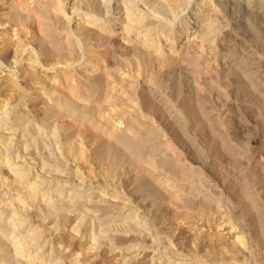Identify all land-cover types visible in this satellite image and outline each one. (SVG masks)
<instances>
[{
  "label": "rangeland",
  "instance_id": "rangeland-1",
  "mask_svg": "<svg viewBox=\"0 0 264 264\" xmlns=\"http://www.w3.org/2000/svg\"><path fill=\"white\" fill-rule=\"evenodd\" d=\"M16 1L15 0H0V48L1 47L3 48V49L1 48L3 51L0 49L1 51L0 52V85H1L0 86V100H1L0 106H3L4 108V109L0 108L2 109L0 110V123H1L0 124V134H1L0 135V139H1L0 140V152H1L0 158L2 155H3L2 156L3 158H10L12 156H15L19 150L18 143L20 142V140L22 139L25 133L27 134V133H31L34 131H40V132L45 131V133L49 132L46 136L47 140L45 142V146H44L45 148H43L45 150L42 151L43 152L41 156L42 158L41 157L32 158V159L28 158L29 160H27V163L30 164L31 162L30 165H33V168L35 169H39L40 166H43V165L47 167L50 166L49 168H51L52 171L56 174V175L54 174L56 179L59 178L58 181H61L62 187L64 185L63 189H65V192L68 191L67 192L68 194L73 191L71 195H74L76 197L78 196L77 198H75V200H78V201L80 200V202H78L76 205L73 202H67V201L63 202V206L62 205L55 206V204L50 201L49 202L46 201V202H43L37 205V209L35 213L36 217L35 219H33V221L37 220V222L40 221L39 223L43 222L47 228L51 227L50 230H52L53 234L56 235L57 237L59 236L58 238L66 242V244L68 245L66 249L67 251L65 250L61 251L58 257L56 256L53 257V255L52 257H50V249L48 247L45 253V255H47V259L48 257L49 259L51 258L50 260H53L52 258H57V260H59L61 264H76L74 262L73 257L76 255V253L77 254L79 253L81 256L79 257L83 259V260L80 259L82 261H80L79 264H123V263L124 264H264V256L262 252L263 247L259 246V244L255 243L249 237L245 223L242 222L241 219L239 220L238 218L241 213L240 208L242 204L241 203L242 196L239 197L241 194H239L240 188L237 185L238 182L246 178V176L249 179V181L250 179L254 181L252 174H254L255 176H258V175L261 176V174H263L261 172L264 170V164H260L256 161L260 159L264 163V112H263L264 111V78H263V89L261 93V95L262 94L263 95L260 97V99L262 98L261 101L263 103L262 114L258 120V123L254 125H244L242 123H239V117H238V115L240 116L239 110L241 106L243 105V95H241L242 94L241 89L242 90L245 89V82L241 81V78L239 77L237 71H235L233 68H232L233 69L232 71H228L229 77H226V79L224 78L226 81L223 78L222 79L218 78V80H215L213 85L214 87L215 86L216 87L214 91L212 92L213 94L212 96L204 92L205 91V84H203L204 81H202L201 78L198 79V76L196 77L195 71L192 73L189 72L188 76H185V73H183L184 74L183 76L184 87L182 84L181 85L182 87L180 88L179 92H180V99L183 101V105L185 106L184 112L186 113V108L188 110L187 106L189 104V106L191 105L189 109H193V111L198 113V105L200 104V101H202L201 98H204L202 95H205L207 97L209 96L208 99L211 98V100H215L214 102L212 101V103L217 105L215 107L217 109L214 110V114L212 115L213 117H215L217 123L213 127L209 126L206 123L200 124L201 126L197 125L194 127L193 124L188 123L185 120L187 129L185 128L184 135L180 133L178 130H175V131L169 130V127L167 128L166 125L161 124L157 117L154 118L155 114L145 113L144 110L139 107L138 98L135 97L134 98L135 102L132 103V106L134 107V109L131 108L132 110L131 109L129 110V108L128 109L126 108L129 115L127 114L126 111L124 112L121 111L122 113L120 112L119 113L120 115L118 114L114 115L115 117L117 116L116 118L117 120L114 117L113 121H115L116 123L113 121L111 122L112 131L116 132L117 130L118 131L117 133L123 135L124 137L127 136L126 137L127 139L128 137L131 138L132 135L128 131V127L132 125L131 123L136 121L135 116H137L138 118L137 121H139L141 116H143L142 113L144 115L146 114L145 116L148 118L150 117L152 119L153 117L154 123L153 124L151 123V124H152V128L156 127L155 128L156 130L154 129L153 131H151L153 135H151L150 133L151 138L153 137V139H150V136H149V143L152 142L153 145L152 144L149 145V143L147 142L148 140H147L140 147L141 152L144 155H147L149 153L151 154L152 152L154 158H146V160L152 159L154 163L157 162L156 164H158V162L160 164L162 157H164V155H167L166 158H169V160L173 161L175 165L177 166V168L179 167L181 168V170L178 169V173L174 174L173 176L169 174L168 176L167 173H163L164 171L162 172L163 169L161 171L159 170L161 166H157L152 169H149L147 167L148 166L147 164H144L143 167L139 166V164H136L137 162H135L136 161L134 160L135 158L132 159L131 156L124 153V151L122 153H119L120 156H118V158H115L117 160H113L114 158L108 155L110 152L114 151V146L110 142H105L106 145H103L100 149L101 144L99 142L97 144L96 143L97 140L96 141H94L93 139L90 141L89 140L87 141L85 139L83 140L81 139V137L79 136L77 137V135L72 133V131H69L70 133L68 131H65L66 132L65 133L59 130L57 119L48 117L50 114L46 113L43 108L42 110L40 108V111H38L39 105L40 107L42 106L41 103L38 104L37 108L33 107L31 103V97L29 98V96H31L30 92H28L27 96L21 100L10 101L9 99H7V101L9 100L7 103L5 96L7 95L8 97L9 90L7 86L8 83L6 82V80L10 78L12 80H17V82L20 83L19 81L20 76H21L20 74L22 73L21 67H32V65L37 64V63L34 64L33 61L31 62V58L29 57L33 51H34L33 53L35 54L36 58H38L39 56L36 50V46H33V45L28 46V43L27 44L25 43L26 52L24 51L23 56L20 55L19 57L18 56L13 57L14 56L13 55L12 57H9V60H7L4 56L5 43L7 44L12 41L15 43V42H19L20 40L22 41L26 40L27 42V39H29L28 34H25V32H22L21 34L19 27L18 26L13 27V25L10 22L11 17H13V15L21 13V11L19 10V7L16 6V3H15ZM46 1L47 3L50 2V0H46ZM55 1L56 2L60 1L59 3L63 5V9L61 10L62 12L60 11L61 19L62 20L64 19L63 21L67 27L68 32L71 34L73 33V35L76 36L77 35L76 33L79 30L78 29L79 26H77L78 25L77 21H80L78 20L79 17L83 16L84 14L82 13L80 16L79 15L75 16L73 20L69 19L70 18L69 16L74 14V12H78V13L82 12V10L84 12L85 11L87 12L88 10L90 11L92 10V8L90 9V6L92 5L91 3H95L94 5H96V2H99V1L101 2L104 0H87V1L80 0L81 4H78L79 0L78 1L76 0H65V1L64 0H51L50 3L52 4L53 7L56 6ZM105 1H108V0H105ZM141 1L140 0H128V2L126 1L125 3H127V5L129 3V6L133 5L134 6L132 8L133 11L136 12V9H137L136 14H141V15L147 14V13L150 14L149 12H151V10L144 3L145 0H141ZM191 1H194V0H191ZM195 1L194 3H197V1L199 0H195ZM212 1L217 11L219 10L218 11V23L220 24L221 32H223V35H224L221 41L216 42L217 44L216 47H219L220 52H217L216 56H212L211 58L212 62L214 59V62H216L218 65L221 64L220 66H224V65L227 66L228 64V66L233 65L234 68L235 67L245 68L246 64L249 65V63H251L252 61L251 56H254V57L256 56L255 59H258L259 61H261V64L264 68V53H263L264 51L263 50L264 49V30H263L264 29V18L261 17L260 14L256 12L258 11L257 9H259L258 6H256L257 5L255 2L256 0H212ZM30 2H32V0H30ZM122 2L123 1H121L118 4H121ZM115 3L117 4V2ZM77 5L79 7L81 6L80 8L82 9L80 8L78 9ZM191 5L192 4H190L189 6ZM52 6L51 8H53ZM74 6H76L75 7L76 9L74 8ZM55 8H58V7L56 6ZM55 8L53 9L56 10ZM87 8L88 10H86ZM189 8L190 7L187 8L188 10L187 9L185 10V13H184L185 15L188 14V11H191L194 9V7L191 10H189ZM71 9L72 10L74 9L75 11L73 10L74 12L71 13ZM197 13L199 14V12ZM197 13L192 12L191 15H198ZM151 14H154V13L152 12ZM154 16H158V14L156 15L154 14ZM178 18H176L175 20L172 19L171 20L172 23H171L169 22L170 20H168L169 18L167 19L165 17L164 22L167 19L168 22L166 21L167 23L166 22L165 23L166 24L169 23L170 25L168 26L170 27H171V24L172 26L174 25L173 28L176 29V28H179V26L181 27V25L184 24L182 22H185L187 19L186 17H185L186 19H184V17L179 18V19ZM248 20L250 22H248ZM253 21L257 22V25L261 27L260 31L263 36L262 40L259 39L260 38L259 33L249 26V23H252ZM190 22H189L190 24H188L189 28L192 29L193 31L196 30V28L198 27V25L196 24V21L194 20ZM114 27L116 28V26ZM154 34H155L154 37H158V34L156 33ZM26 36H27V39H26ZM161 38H162L161 40L162 42L163 39L165 38L164 36H162ZM257 45H263V46H257ZM129 46L132 48L133 45L130 44ZM80 49H81L80 54L82 55V57L80 55V60L73 63L70 67H72L71 69L79 70L78 72H81L80 74H82L83 76L88 75L86 77H89V75H92V74L86 73L84 71L86 70V68H88L92 64L93 61L96 60V57L94 58L95 60L93 59V61L87 62L86 60H88V57L90 55L88 51V47L81 46ZM131 51L132 50L128 51L126 55L128 56L126 57V60L128 59V61L126 62L128 63L129 66L127 64L124 65L125 66L124 69L122 67L123 70L117 66L119 69V72L117 73L120 75L119 77L123 81H119V83L114 82L115 86H113L114 88L118 86L116 89L118 90L119 88V91H121L120 93L122 94V96L125 94L124 95L125 97H128L130 95L129 91L133 88L131 86L134 80L136 79L137 81H139L142 78L141 73L143 72L145 73L146 71L145 65L142 64L143 62L142 54L143 53L141 52L136 53L134 50H133L134 52L133 51L131 52ZM139 55L142 57H139ZM249 55L251 56L249 57ZM140 58H142L141 61H140ZM229 62H231V65ZM115 67L113 68L117 70V67L116 68ZM35 68H38L40 70L42 69V73L45 74L44 76H48V75L54 76L56 74L54 68L50 69V67L48 68V66H45V65L41 66L37 64ZM142 68H144L145 70ZM105 69H107V67H104L103 63H101V65L98 66V70L94 71L93 73L99 74L101 73V70L102 72L103 71L106 72L107 70ZM134 69L136 71V74L138 75H136L135 72H133ZM192 75L194 76L192 77ZM129 76H131L132 78H130ZM136 76L140 77V79L139 78L137 79ZM133 77L135 78L134 80H133ZM199 80H201V82ZM130 81L132 84L130 83ZM218 82L220 84H218ZM187 84H189V86ZM133 85H135V83ZM198 86H200L199 89H198ZM188 87L191 89H189ZM219 87L220 89H218ZM201 88H204V89H201ZM190 90L191 91L193 90V91L191 92ZM4 92L5 93L7 92V94H5ZM127 93H128V96H127ZM215 93H216V96H214ZM196 95H198V99ZM2 102H5L4 103L5 107ZM220 105H223V106L221 107ZM224 105L226 106L225 108L227 109V111L224 108ZM236 105L238 107H236ZM220 108L226 111L225 116L224 114L220 115L221 117L217 115L218 109ZM15 110L18 112H16ZM258 112L259 111H257V113ZM123 113L128 116L123 115ZM139 114L140 116H138ZM25 116L27 118H25ZM131 116H134V117L132 118ZM66 117L68 116H65V119H68ZM218 118H220L221 122H218L220 121ZM76 119L77 118H75V120ZM141 119H143V117ZM222 120L223 121L225 120V121L223 122ZM30 121L32 124L30 123ZM76 122L79 123L80 121L76 120ZM113 123L115 124L114 126L115 128L112 125ZM27 128L29 129L30 132L28 131ZM204 131L207 132L208 134L205 133ZM128 133L131 136H129ZM211 134L215 138L211 136ZM2 135H5V137H3ZM6 138L9 139V142ZM3 139H4V142L6 140L8 143H12V141H14L12 143L14 147L11 148L12 144H8L6 142L4 143ZM154 140H156V143L160 141L159 145H156L158 146L156 148L154 146V142H153ZM195 142H197L196 143L197 145L194 144ZM68 145L80 146L82 149H84L86 156L82 158V160L81 159L79 160L78 158H76L77 159L76 160L75 158H72L70 156L68 157L66 154V148L68 147ZM48 147L51 149H49ZM104 147L107 150H105ZM15 148H18V149H15ZM97 150L98 152H96ZM107 152L108 154H106ZM47 153H49V155ZM4 155H6V157ZM202 158H212L213 160L211 159V162H213L214 159L216 158L218 160L217 162H215V165H216L215 166L213 165L214 163L209 164L205 160L203 162ZM155 159L156 161H154ZM33 160H36V161H33ZM0 163L2 164V167L0 165V174L1 175L11 174L10 171H6L5 169L11 170L12 167L8 168L9 166H7L8 165L7 163L6 164L4 163V159H0ZM218 163L221 165V168L217 165ZM3 165L7 168H3L4 167ZM222 165L226 166V168L223 167ZM58 166L60 169L58 168ZM210 166H212L211 169H210ZM189 167H191V170ZM141 168H143L144 170L143 169L141 170ZM155 168L156 169L158 168L159 171L156 170ZM223 168L226 171H224ZM145 170H147V172ZM150 170L152 172L153 178L155 174H157V177H158V174L161 175L163 173L161 176L163 180L166 179L164 180L165 182L167 181L168 184H171L170 187L174 184H178L179 182L178 185L180 186L184 185V187L186 188L185 190L188 189L187 187L191 185L192 180H194V177H196L198 180L195 178L196 179L195 181L198 182V184L200 185L201 189H203V191L205 190L204 194L206 195L210 194L211 197H214V196L216 197V199L214 197V201L212 203L213 206L210 205L208 206L209 207L208 208L202 199L203 196H201V198L197 196H192V198H190L187 195L185 196L181 195V197L180 196L177 197L179 200L176 197L173 199V196H169L170 193L169 195H167L168 194L167 192L169 191L166 192L165 188L161 189L160 187L161 185H159L160 184L159 182L163 181L162 178H160L161 180H159V178L157 177L155 179H153L152 177L151 178L149 177V175L151 176ZM186 170L187 172L188 170H190L189 171L190 174H188L187 176H185L186 174L183 173V172L187 173ZM194 171H195V175H196V172L198 175L196 176L192 175L194 174L193 173ZM227 171L229 172L227 173ZM58 172H60L61 174ZM181 173L183 175H181ZM139 174H140V177H139ZM146 174L147 176H145ZM165 174L167 176H165ZM176 175L179 177H183V176L185 177L179 178ZM188 176L190 177L188 178ZM138 177L141 180H139ZM253 186L255 187L254 191H256L255 192L256 195L258 194L257 197L258 198L260 197L261 199L260 198L259 199L261 200V202H264L263 201L264 200V183L260 182L259 179L257 178V181H254ZM170 187L168 190H171ZM71 189L72 191H70ZM8 193L10 194H8L7 196L4 194L8 198V201H7L8 203L5 204L4 208L3 207L0 208V212L2 211V213H0L1 219L4 218L3 220L0 219L1 220L0 222L5 221V220L7 221V222L5 221L7 223V227L5 229L6 231L5 230L3 231L0 228V233H1L0 239L1 238L4 239V240L2 239L0 240V244H1L0 245V249H1L0 250V259H1L0 264H26V259L29 258L27 256L28 253L27 252L24 253L23 251H20V248H18L16 244L17 242L21 241V238L23 239L28 235V232L32 228V224L31 222H29V220H32V219L27 218L26 220L28 221L25 220L26 218L25 211L22 212V210H24L23 209L24 206L20 204L19 202L20 200L17 198L19 195L15 196L13 192L11 193V191H8ZM76 194H79L80 196ZM80 197L81 199H78ZM85 199L87 202L85 201ZM202 205H204L205 207ZM21 206L23 208H21ZM6 208H8L7 212L9 215L5 214V212L3 211ZM20 209L22 210L20 211ZM40 211L42 212L40 213ZM83 211H84V214H83ZM43 215H45L46 217ZM79 215L80 216L82 215L81 218ZM9 217L10 219H8ZM132 220L135 222H133ZM129 222L133 223L131 227L132 229H130L127 225ZM125 225H127V227H125ZM105 227L106 228L108 227L107 229L108 231L106 230ZM109 227L111 229H109ZM116 227L119 229H117ZM123 227H125L126 229L125 228L122 229ZM99 230L101 231L100 234H99ZM102 231L104 233H102ZM110 233H112L113 235H111ZM9 234L10 236L14 234L13 237H11L13 239L10 240ZM104 236H106V238ZM218 236L220 240L217 238ZM101 237L102 238L104 237V238L102 239ZM19 238L20 240L17 241ZM109 238H111L112 240ZM2 243L4 244L2 245ZM224 249H226L227 251ZM130 250L132 251L137 250V253L136 251L134 253ZM73 253H74V256H73ZM11 255L13 256V258L11 257ZM57 260H53L49 262H51L50 264H54V263L59 264ZM127 260H128V263H127Z\"/></svg>",
  "mask_w": 264,
  "mask_h": 264
},
{
  "label": "bare ground",
  "instance_id": "bare-ground-1",
  "mask_svg": "<svg viewBox=\"0 0 264 264\" xmlns=\"http://www.w3.org/2000/svg\"><path fill=\"white\" fill-rule=\"evenodd\" d=\"M45 1L46 0H32V2H30V0H17L15 2L16 6L19 7V10L21 11V13L15 14L16 13L15 12L14 13L15 15H13V17H11L10 22L13 25V27L14 26L19 27L21 34H22V32H25V34H28L29 39H27V36H26L27 42H26V40L22 41L19 39L20 40L19 42L14 43L12 41V42L7 43V44L5 43L4 56L7 60H9V57H12L13 55H14L13 57H16V56L19 57L20 55L23 56L24 51L26 50V44L28 43V46L29 45L36 46V50L39 54L38 58H36L35 54L33 53L34 51H33L32 54L29 56L31 58V62L33 61L34 64L37 63L38 65H41V66L42 65L48 66V68L50 67V69L54 68L56 74L54 76H49V75L44 76L45 74L42 73V69L41 70L38 69L39 67L35 68L37 64L32 65V67H21L22 73L20 74L21 75L20 80H19L20 83H18L17 80H12L10 78L8 80H6V82L8 83L7 86H8V90H9L8 97H7V95L5 96L6 101H7V99H9L10 101L21 100L27 96L28 92H30L31 96H29V98L31 97V103H32L33 107L37 108L38 104L41 103L42 106L40 107V105H39L38 111H40V108H41V110L43 108L46 113L50 114L48 117L57 119L59 130H61L63 132L72 131V133L77 135V137L78 136L81 137V139H83V140L84 139L87 141L88 140L90 141L92 139L94 141L97 140L96 143L98 144V142H99L101 144L100 149L103 145H106L105 142H110L114 146V151L110 150L112 152H110L109 154L107 152L106 154L113 157L114 158L113 160H117L115 158H118V156H120L119 153H122L124 151V153L131 156L132 159L135 158L134 160H136L135 162H137L136 164H139V166L143 167L144 164H147L148 165L147 167L149 169H152V168L157 167V166H161L160 167L161 169L159 168V170L161 171L163 169L162 172L164 171L163 173H167L168 176H169V174H171L173 176L174 174L178 173V169L181 170V168H179V167L177 168V166L175 165V163L173 161L169 160V158H166L167 155H164V157H162L160 164H159V162H158V164H156L157 162L154 163L152 159L146 160V158H154L152 152H151V154L149 153L147 155H144L140 150V147L143 145L144 142H146L148 140L147 142L149 143V136H150V139H153V137L151 138V135H153V133H151V131H153L156 128V127L152 128V124L154 123L153 119L155 117H157L161 124L166 125L167 128L169 127V130H172V131L178 130L183 135H184L185 128L187 127L185 120H186V122L193 124L194 127L197 125L199 126L200 124H203V123H206L209 126L213 127L217 123L215 117L212 116L214 114V110L217 109V108H215L217 105L212 103V101L214 102L215 100H211V98L208 99L209 96L207 97L205 95H202L205 99L201 98L202 101H200V104L198 105V113L193 111V109H189L191 106V105L189 106V104L187 106L188 110L186 108V113L184 112L185 106L183 105V101L180 99V92H179L180 88L182 87L181 85L183 84V81H184L183 80L184 79L183 73H185V76H188L189 72L192 73L195 71L196 77L198 76V79L201 78L202 81H204L203 82V84H205V91L204 92L206 94H209L212 96L213 95L212 92L214 91V89L216 87V86L214 87V85H213L215 80H218V78H221V79L225 78L226 79V77H229L228 71H232L234 69L235 71H237L239 77L241 78V81L245 82V89L244 90L241 89V92H242L241 95H243V105L241 106V108L239 110V112H240V116L238 115L239 123H242L244 125H254V124L258 123V120L262 114V109H263V103L261 101L262 98L260 99V97L263 95V94L261 95V93H262V89H263L264 68L261 64V61H259L258 59H255L256 56L254 57L251 55H249V57L251 56L252 61H251V63H249V65L246 64V67L244 65L245 68H243V67L242 68H239V67L234 68V66L231 65V62H229L231 66H228V64H227V66H225V65L220 66L221 64L218 65L216 62H214V59L212 62V59H211L212 56H216V53L220 52L219 47H216V45H217L216 42L221 41L222 37H224L223 32H221V26L218 23V11L219 10L217 11V9L214 7L212 0H199V1H197V3H194L195 0L194 1H191V0H145L144 3L150 8L151 12H149L150 14L147 13V14H142V15L136 14L137 9H136V12L133 11V9H132L134 7L133 5L129 6V3H128V5H127V3H125L126 1L128 2V0H126V1H124V0H108V1H105L104 0L101 2L95 1L96 5H94L95 3H91L92 5L89 4L92 6V7L90 6V9L92 8V10L89 11L88 8L86 9L89 11V13H88V11L84 12L83 10H82V12L78 13V12H74L75 11L74 9H73L74 11L71 9V13L74 12V14L69 16L70 17L69 19H71V20H73L75 18V16H77V15L80 16L82 13L84 14L83 16L79 17L78 20H80V21H77L78 22L77 26H79V28H78L79 30L76 33L77 34L76 36H74L73 33L71 34L68 32L67 27L63 21L64 19L63 20L61 19L60 11L63 9V5H61V3H59L60 1L59 2L55 1L56 2L55 4L58 8H55L56 6L55 7L52 6V4L50 3L51 0L49 2L50 4L47 3V1L46 2ZM76 1H78V0H76ZM84 1H87V0H84ZM121 1H123V2L121 4H118ZM115 2H117V4ZM255 2L257 4L256 6H258V8H259V9H257L258 11H256V12L258 14H260L261 17L264 18V7H262V6H264V0H256ZM52 3H53V1H52ZM123 3H125V4H123ZM132 3H134V2H132ZM78 4H81L80 0H79ZM190 4H192V5L189 6ZM51 6L53 8H55L56 10L51 8ZM97 6H98V8H97ZM75 7L76 6H74V8ZM77 7L79 9L81 6L79 7L77 5ZM188 7H190L189 10H191L193 7H194V9L191 11H188V14L185 15L184 14L185 10ZM95 8H97V9H95ZM80 9H82V8H80ZM19 10H18V12H19ZM152 12L155 15L158 14V16H154V14H151ZM192 12H195V13L199 12V14L197 13L198 15H191ZM161 16H163V17H161ZM164 16L167 19L169 18L168 19V20H170L169 22H171L172 19L175 20L178 17L179 18L184 17V19L187 18L188 21L186 19L185 22H182V23H184L183 25L180 24L181 27L179 26V28L174 29L173 28L174 25L172 26V24H171V27H170V26H168V25H170L169 23L166 24L168 22L167 19H166L167 22L166 21H165L166 23L164 22V19H165ZM193 18L196 21V24L198 25V27L196 26L197 28L194 31L192 29H190L189 25H188L191 23L190 21H194ZM184 19H183V21H184ZM8 21H9V19H8ZM68 22H69V20H68ZM248 22H250V21L248 20ZM86 23H87V25H86ZM233 24H234V22H233ZM12 25H11V27H12ZM114 26H116V28ZM249 26L259 33V35H260L259 39L262 40L263 36L261 34V31H260L261 27H259L257 25V22L253 21L252 23H249ZM226 30H227V28H226ZM75 31H74V33H75ZM154 33L158 34V37H154V35H155ZM23 36H25V35H23ZM162 36H164V38H165L162 41L163 43L161 42ZM227 37H228V35H227ZM130 44H132L133 46L134 45H136V46H134V48L132 46V48H131L129 46ZM81 46L88 47V51H89L90 55L88 57V60H86L87 62L93 61V59L96 57V60L94 59L95 61H93L92 64L88 68H86V70L84 71L86 73L92 74V75H89V77H86L88 75L83 76L82 74H80L81 72H78L79 70L71 69L72 67H70L73 63L80 60V55H81L80 54V50H81L80 48H81ZM257 46H263V45H257ZM31 48H33V47H31ZM130 50H132V51L134 50L136 53L137 52L143 53L142 54L143 59L140 58V61H141V59L143 60L144 63L142 62V64L145 65L146 71H145V73L143 72L144 74L141 73L142 74L141 79H140V77L136 76L137 79L138 78L140 79L139 81H137L134 78L135 76L133 77V80L135 79L133 84L135 83V85H133L130 81V83L132 84L131 87H133V88L131 90L129 89L130 95L128 96V93H127L128 97H125L124 96L125 94L122 96V94L120 93L121 91H119V88H118V90L116 89L118 86L116 88H114L113 86H115L114 82L119 83V81H123L119 77L120 75L117 73V72H119L118 67L120 69H122V67H123V69H124V67H125L124 65H126V64L128 65V63L126 62V61H128V59L126 60V57H128V56H126V55H127V52ZM263 53H264V51H263ZM133 54H135V53H133ZM81 57H82V55H81ZM133 57H135V56H133ZM133 57H131V58H133ZM139 57H142V56L139 55ZM14 59H16V58H14ZM134 59H136V58H134ZM101 63H103L104 67H107V69H105L107 71L102 72V70H101V73H99L97 71L99 74H96V73L94 74L93 72L98 70V66L101 65ZM252 65L254 66V68ZM22 66H24V65H22ZM115 66L116 67L118 66L117 67L118 71L113 68ZM138 66H139V64H138ZM127 68H129V67H127ZM131 69H132V67H131ZM142 69H144V68H142ZM83 70H84V68H83ZM125 70H126V68H125ZM138 71H140V70H138ZM46 72H47V70H46ZM133 72H135V74H136L135 69ZM136 75H138V74H136ZM143 75H144V77H143ZM190 76H191V74H190ZM193 76L194 75H192V77ZM129 77L132 78L131 76H129ZM130 78H129V80H130ZM186 81H187V79H186ZM199 81L201 82V80H199ZM113 83H114V85H113ZM191 83H192V81H191ZM124 84H126V83H124ZM189 84H190V82H189ZM189 84H187V85L189 86ZM218 84H220V83L218 82ZM128 85H130V84H128ZM128 85H126V86H128ZM200 86H198V89ZM183 87H184V84H183ZM3 89H5V88H3ZM189 89H191V88H189ZM201 89H204V88H201ZM218 89H220V87ZM190 91H189V93H190ZM7 92L6 93L4 92V93L7 94ZM198 92H200V91H198ZM181 93H183V92H181ZM214 96H216V93ZM135 97L138 98L139 107L141 109H143L145 113H147V114L150 113V114H155V115H154V118L152 117V119H151L149 117L150 118L149 119L148 117L145 116L146 114L144 115L142 113L143 116H141V118L143 117V119H141L139 117L140 118L139 121H137L138 118H137V116H135L136 121L134 120L135 122L131 123L132 125H130V123H129L130 126L128 125L129 126L128 131L131 133L132 137L131 138L128 137V139H127L126 138L127 136L124 137L123 135L117 133L118 132L117 130H116V132L112 131L111 122L114 120V117H115L114 115H116V114L120 115L119 113L121 111H123V112L126 111L127 114L129 115L126 108L127 109L129 108V110L131 108L134 109V107L132 106V103L135 102V100H134ZM186 97H187V95H186ZM196 97L198 99V95H196ZM137 98H136V100H137ZM214 98H212V99H214ZM8 101H7V103H8ZM2 103L5 107V104H4L5 102H2ZM220 106L222 107L223 105H220ZM176 107H177V109H176ZM225 107L226 106L224 105V108ZM236 107H238V106L236 105ZM0 108H3V106H0ZM135 108H136V106H135ZM0 110H2V109H0ZM138 110H139V108H138ZM226 111H227V109H226ZM226 111L224 109L220 108V109H218L217 115L220 116V115L224 114V116H225ZM257 111H259V112L257 113ZM16 112H18V111H16ZM137 112H139V111H137ZM140 114L138 116H140ZM34 115H35V113H34ZM123 115H125V114L123 113ZM128 115H125V116H128ZM65 116H68V117H66L68 119H65ZM69 117H71V118H69ZM131 117L133 118L134 116H131ZM25 118H27V117L25 116ZM75 118H77L76 120L80 121V122L77 123ZM116 118H117V116L115 117V119ZM119 119H121V118H119ZM218 119L220 120V118H218ZM23 121H25V120H23ZM113 122H115V121H113ZM218 122H221V120ZM30 123H31V121H30ZM112 125H113V127L115 126L114 123ZM164 125H162V126H164ZM33 126H35V125H33ZM126 127H127V125H126ZM27 129H26V131H27ZM28 131H29V129H28ZM48 133L47 132L45 133V131L44 132L34 131L31 133H27V134L25 133L23 135V137L21 136L22 139L18 143L19 150H18L16 155L12 156L10 158H3L2 157L3 155H2L0 158V159H4V163L5 164L7 163L8 164L7 166H9L8 168L12 167L11 170L5 169L6 171H10L11 174H9V175L4 174V173H3L4 175L0 174V208H2V207L4 208L5 204L8 203L7 202L8 198L6 196L8 194H10V193H8V191H11V193L13 192V194L15 196L19 195L17 198L20 200L19 201L20 204L24 206V208L21 206V208H23L24 210L20 209V211L21 210H22V212L25 211V216H26L25 220L27 218L32 219V220H29V222H31V224H32V228L28 232V235L26 234L27 236L23 239L21 238V241L17 242V244H16L18 246V248H20V251H23L24 253H26V252L28 253L27 256L29 258L26 259V264H50L51 262H49V261L57 260V258H52L53 260H50L51 258L49 259V257H48L49 260L47 259V255H45V253H46V249L48 247L50 249V257H52V255H53V257L54 256L58 257V255H60V252L63 250L67 251L66 249L68 247L66 242L59 239L58 238L59 236L57 237L56 235L53 234L52 230H50L51 227L47 228L43 222L39 223L40 221L39 222H37V220L33 221V219H35V217H36L35 213H36L37 205L40 203L46 202V201L53 202L55 204V206H57V205L63 206V202H65V201L73 202V203H75V205L78 202H80V200L79 201L75 200V198H77L78 196L76 197L74 195H71V193L73 192L72 189L70 190L72 192H70L68 194H67L68 191L65 192V189H63L64 185L62 187L61 181H58L59 178L56 179V177H55L56 174L52 171L51 168H49L50 166L47 167V166L43 165V166H40L39 169H35V168H33V165H30L31 162H30V164L27 163V160H29L30 158L31 159L32 158H40L42 156V154H43L42 151L45 150L43 148H45L44 146H45V142L47 140L46 136ZM150 133H151V135H150ZM205 133H207V132H205ZM209 133H210V131H209ZM131 135L129 134V136H131ZM176 135H178V134H176ZM2 136L5 137V135H2ZM211 136H213V135L211 134ZM7 140L9 142V139H7ZM57 140H59V139H57ZM150 141H152V140H150ZM3 142H4V139H3ZM5 142L8 143L6 140H5ZM13 142L14 141H12V143ZM153 142H154L155 148L158 147L156 145H159L160 141L158 143H156V140H154ZM12 143H8V144H12ZM51 143H53V142H51ZM76 143H78V142H76ZM196 143L197 142H195L194 144H196ZM150 144H152V142L149 143V145ZM69 146L70 145H68V147L66 148V154L68 157L70 156L72 158H75V159L78 158L79 160L80 159L82 160V158H84L86 156L84 149H82L80 146H70V147ZM12 147H14L13 144H12L11 148ZM152 147H151V149H152ZM18 148H15V149H18ZM197 148H199V147H197ZM49 149H51V148H49ZM98 150L96 152H98ZM105 150H107V149L105 148ZM221 151H223V150H221ZM87 152H89V151H87ZM102 153H103V151H102ZM154 153H155V151H154ZM47 154L49 155V153H47ZM4 156L6 157V155H4ZM211 159L212 158H202V161L204 162V160H205V161H207V163H209V164L214 163L213 165H215V162H217L218 159L217 158L214 159L213 162H211ZM36 160H33V161H36ZM38 160H40V159H38ZM154 161H156V159ZM182 161H184V160H182ZM256 162H258L260 164H264L262 162V160H260V159H258ZM0 165L2 167L1 163H0ZM217 165L221 168V165L219 163ZM212 166H210V169ZM222 166L226 168V166H224V165H222ZM3 168H7V167L4 166ZM58 168H59V166H58ZM135 168H136V166H135ZM189 168L191 170V167H189ZM142 169L143 168H141V170ZM182 169H184V168H182ZM156 170H158V168ZM190 170H188V172L186 170L187 173L183 172L184 174H186L185 176L190 174L189 173ZM145 171L147 172V170H145ZM224 171H226V170L224 169ZM150 172H151V170H150ZM228 172L229 171H227V173ZM58 173H60V172H58ZM153 173H154V171H153ZM193 173L194 174H192V175H195V171ZM261 173H263V174H261V176L260 175L255 176L254 174H252L254 181H257V178H258L260 182L264 183V170ZM161 175L158 174V177H157V174H155V176L153 178V175L151 172V176L149 175V177L150 178L152 177L153 179H155L157 177V178H159V180H161L160 179V178H162ZM171 175H170V177H171ZM181 175H183V174L181 173ZM192 175H190V176H192ZM196 175H198L197 172H196ZM145 176H147V174ZM159 176H161V177H159ZM165 176H167V175L165 174ZM185 176H183V177H185ZM190 176H188V178ZM139 177H140V174H139ZM139 177H138V179H139ZM177 177H179V176H177ZM183 177H179V178H183ZM179 178H177V179H179ZM195 178L196 177H194V180L191 179L192 182L193 181L194 182L193 183L191 182V185H189V187H187L188 188L187 190H185L186 188L184 187V185H182L183 187L178 185L179 182H178V184L173 183L174 185H172L170 187L171 184H168L167 181H166L167 182L166 183L164 181L166 179L163 180V178H162L163 181L159 182L160 184L159 183L158 184L161 185L160 186L161 189L165 188L166 192L169 191V192H167L168 194L167 193L166 194L169 195V193H170L169 196H173V199L175 197L177 198L178 196L181 197V195H183V196L187 195L190 198H192V196H197L200 198H201V196H203L202 199H203L205 205L207 207L212 205L215 196L211 197V195L208 193H207L208 195L204 194L205 190L203 191V189H201L198 182L195 181L197 178L196 179ZM139 180H141V179H139ZM254 181L252 179H250V181H249V179L246 176V178H244L243 180H240L239 181L240 183L238 182V184H237L238 187L240 188L239 194H241L240 196L239 195L238 196L239 197L242 196V202H241L242 204L240 203L241 204V208H240L241 213H240L238 218H239V220L241 219V221L245 223L249 237L255 243L259 244V246L263 247L262 252H263V256H264V202H261V200H260L261 198L259 197L260 198L259 199L257 197L258 194L256 195V193H255L256 191H254L255 190V187L253 186ZM169 187L171 190H168ZM233 187H235V186H233ZM76 195H79V194H76ZM154 195H155V193H154ZM161 195H162V193H161ZM164 196H166V195H164ZM188 197H187V199H188ZM78 199H81V197ZM215 199H216V197H215ZM85 201H86V199H85ZM183 201H184V199H183ZM185 201H187V200H185ZM194 201H195V199H194ZM181 204H183V203H181ZM184 205H185V203H184ZM94 206H95V204H94ZM202 206H204V205H202ZM217 206H218V204H217ZM7 209L8 208L3 210L5 212V214H8ZM41 212L42 211H40V213ZM0 213H2V211ZM14 214H15V212H14ZM22 214H24V213H22ZM83 214H84V211H83ZM16 215H17V213H16ZM43 216H45V215H43ZM81 216H80V218H81ZM85 216H86V214H85ZM0 219H1V216H0ZM3 219H1V220H3ZM8 219H10V217ZM82 219H83V217H82ZM5 221L0 222V228L3 231L7 227V223H6L7 221L6 222ZM26 221H28V220H26ZM8 222H9V220H8ZM133 222H135V221H133ZM136 223H135V225H136ZM127 225L130 229H132L131 228L133 225L132 222H129ZM127 225H125V227H127ZM47 226H49V225H47ZM125 227H123L122 229H124ZM105 228H103V229H105ZM107 229H108V227L106 228V230ZM109 229H111V228L109 227ZM117 229H119V228H117ZM127 230H128V228H127ZM14 231H16V230H14ZM100 232L101 231L99 230V234H100ZM109 232H111V231H109ZM10 233H11V231H10ZM102 233H104V232L102 231ZM110 234L113 235L112 233H110ZM13 235L14 234H12L10 236V234H9L10 237L9 236L8 237L10 238V240L13 239V238H11V237H13ZM104 237L106 238V236H104ZM217 238L220 240L219 236ZM109 239H111V238H109ZM251 239H249V240H251ZM2 240H4V239H2ZM19 240H20V238L17 241H19ZM104 243H105V241H104ZM3 244L4 243H2V245ZM8 245H10V244H8ZM41 245H42V247H41ZM39 247H41V248H39ZM224 250H226V249H224ZM130 251H132V250H130ZM135 251L137 253V250H133L132 252L135 253ZM6 253H7V251H6ZM15 253H17V252H15ZM73 256H74V253H73ZM79 256H80V254L76 253V255L73 257L74 262L76 264H79L80 261L83 260L82 258H80L81 256L80 257ZM11 257L13 258L12 255H11ZM14 259H13V261H14ZM80 259H82V260H80ZM57 261L59 262V260H57ZM127 263H128V260H127ZM59 264H61V263L59 262Z\"/></svg>",
  "mask_w": 264,
  "mask_h": 264
}]
</instances>
